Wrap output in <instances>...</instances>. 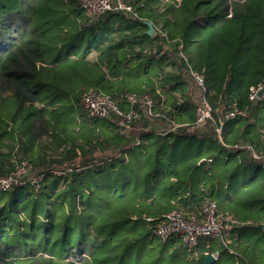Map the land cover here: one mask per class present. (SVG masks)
I'll return each mask as SVG.
<instances>
[{
  "label": "trees",
  "instance_id": "obj_1",
  "mask_svg": "<svg viewBox=\"0 0 264 264\" xmlns=\"http://www.w3.org/2000/svg\"><path fill=\"white\" fill-rule=\"evenodd\" d=\"M126 1L137 17L90 19L78 0H0V157L8 143L17 147L13 169L0 175L20 158L42 175L37 188L0 192V264H202L205 252L218 253L212 264H264V96L248 100L264 75V0H166L157 13L151 0ZM142 19L159 22L158 41L182 53L171 59L178 73L160 82L152 78L167 55L141 69L146 62L128 59L125 44L102 48L113 22L145 31ZM156 85H170L169 109ZM93 89L149 94L165 119L140 113L130 128L91 119L79 101ZM203 102L212 120L193 128ZM231 103L248 113L225 121L218 137ZM208 200L240 223L226 245L163 243L142 217Z\"/></svg>",
  "mask_w": 264,
  "mask_h": 264
},
{
  "label": "built area",
  "instance_id": "obj_2",
  "mask_svg": "<svg viewBox=\"0 0 264 264\" xmlns=\"http://www.w3.org/2000/svg\"><path fill=\"white\" fill-rule=\"evenodd\" d=\"M78 4L84 9L90 19L98 20L110 13L127 14L137 17L132 3L126 0H78ZM181 52V51H180ZM182 56V53L180 54ZM195 83L203 87V75L192 73ZM262 92L261 97L258 93ZM264 96V75L261 81L249 89L248 100L250 102L260 100ZM161 105V103H160ZM157 102L149 94L121 93L107 96L96 90H90L81 96L79 107L87 113L91 119H105L118 121L119 126L130 128L132 121L137 119L140 113H145L146 118L165 119V113L158 111ZM161 109V108H160ZM248 113L247 109H240L236 103H231L228 110L215 123L216 134L219 137L225 121L236 117L244 118ZM207 120H212V108L208 103L203 102L196 109V116L193 128H201ZM178 125L170 123V130ZM137 144V143H136ZM65 173L71 171L65 167ZM31 166L19 159L16 169L8 175H0V192L7 191L13 187H21L30 184L37 188L42 175L32 174ZM63 172L54 171L53 174L61 175ZM150 225L151 235L158 237L163 243L172 239H179L182 248L191 251L196 249L201 240H218L225 245L228 244L232 230L240 226L239 221L231 214L218 212L214 201L208 200L202 203L195 210L184 212L180 209H172L170 212L161 215L157 220L143 217ZM205 255H212L214 260L219 258L217 252Z\"/></svg>",
  "mask_w": 264,
  "mask_h": 264
},
{
  "label": "crops",
  "instance_id": "obj_3",
  "mask_svg": "<svg viewBox=\"0 0 264 264\" xmlns=\"http://www.w3.org/2000/svg\"><path fill=\"white\" fill-rule=\"evenodd\" d=\"M150 6L148 7L149 9L153 10L155 13L160 12L166 3V0H151L150 1ZM101 21H104L101 20ZM145 26L146 29L143 31V29H140L137 23L133 20L129 21H116L111 24L110 29H109V37H104L102 41V48H107L113 46V51L118 52V46L117 44H125L124 49L127 53V58L129 59L130 57L133 58V56L142 59V63L146 64L143 66H140L139 68L141 69H149L152 67L153 63L150 61L151 57H155L154 60L159 61L158 59L161 57H164V55H167V60L165 63H163L162 69L157 71V75L159 77H153L152 80L154 82H157L163 78H168L169 76H174L178 73L177 66L175 62L172 64V58L174 57V60L176 61L178 59V56H180L181 52L175 51L173 53L171 51V48L169 46V43L163 44L162 41H158L159 37L157 35L163 36V34L157 32L159 31L160 23L154 24L150 19H142L141 20ZM150 23L153 26V34L149 35L147 34L148 27L146 23ZM97 34H102L99 28L95 31ZM143 33L149 35L150 37H155L156 39H151V40H146L143 38ZM159 33V34H157ZM101 43V42H100ZM98 53L92 51V54L90 55L89 59L91 62L96 59ZM153 59V58H152ZM160 82V81H159ZM156 83V84H159ZM145 88V86H143ZM156 94L159 95L160 99L159 102H161L162 106H166V108H170L172 105V101L169 100L168 96L171 95V88L170 85H166L163 88L158 87L157 85L155 86ZM119 93H112V95H117ZM173 95L177 98V101H181L182 95L180 93H173ZM82 110V109H81ZM49 140L45 139L41 142V147H48L49 146ZM235 147H238L237 145ZM14 149H17L16 146H14L12 143H8L7 146L2 151V157H0V170L3 172H9L13 169V162H12V152H14ZM52 149L49 148L47 153H51ZM211 189V188H210ZM26 193V192H25ZM24 193V194H25ZM4 193L0 194L2 196ZM143 215L142 217H144ZM132 219H136V217H132ZM14 227V226H12ZM150 227V225H149ZM216 260H214L215 262Z\"/></svg>",
  "mask_w": 264,
  "mask_h": 264
},
{
  "label": "water",
  "instance_id": "obj_4",
  "mask_svg": "<svg viewBox=\"0 0 264 264\" xmlns=\"http://www.w3.org/2000/svg\"><path fill=\"white\" fill-rule=\"evenodd\" d=\"M146 25H147V27H148V30H147V34H149V35H152L153 34V26L148 22V23H146ZM261 95H262V92L260 91L259 93H258V97L260 98L261 97ZM259 228H262V226H259ZM212 263H214V258H213V256L210 254V255H207L206 257H205V259H204V261L202 262V264H212Z\"/></svg>",
  "mask_w": 264,
  "mask_h": 264
},
{
  "label": "rangeland",
  "instance_id": "obj_5",
  "mask_svg": "<svg viewBox=\"0 0 264 264\" xmlns=\"http://www.w3.org/2000/svg\"><path fill=\"white\" fill-rule=\"evenodd\" d=\"M85 116H86V112H84L83 110L81 111ZM86 118V117H85ZM16 155H17V149L14 150V152H12V162L14 163L16 160Z\"/></svg>",
  "mask_w": 264,
  "mask_h": 264
}]
</instances>
